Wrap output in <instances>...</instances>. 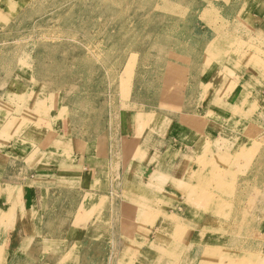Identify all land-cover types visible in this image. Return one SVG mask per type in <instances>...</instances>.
Wrapping results in <instances>:
<instances>
[{
    "label": "rangeland",
    "instance_id": "obj_1",
    "mask_svg": "<svg viewBox=\"0 0 264 264\" xmlns=\"http://www.w3.org/2000/svg\"><path fill=\"white\" fill-rule=\"evenodd\" d=\"M64 1L0 0V150H9L11 144L10 156L32 149L35 153V141L47 136L42 154L53 155V144L67 156H76L95 136L119 134L126 116L138 111L133 121L139 120L141 129L153 121L164 128L184 124L199 132L201 140L189 138L195 146L178 148L168 165L161 166L160 177H147L161 184L175 173L168 181L181 194L168 190L163 198L147 192L144 200H137V186L128 187L122 212L127 215L129 208L130 215L139 216L154 204L152 214H164L159 235L165 238L153 245V264H264V252L257 246L264 247V93L251 92V84L264 79V24L251 26V13L264 15V0H178L170 16L138 0L131 7L122 0H101L90 16L85 10H56L54 6ZM155 2L171 5L173 0ZM106 7L113 8L108 20ZM154 13L159 18L152 19ZM96 15L101 20L93 26L90 21ZM166 22L170 28L165 29ZM153 29L159 32L153 35L158 37L154 44L170 50L172 57L163 60L151 52L153 60L147 63L143 56L148 51L140 52L138 46L142 42L148 48L146 34ZM21 37L30 43L17 48L13 42ZM219 40H225L221 49ZM43 48L50 51L45 54ZM197 49L200 58L194 54ZM76 57L91 73L78 67ZM232 70L239 73L229 77L225 89L219 76ZM218 112L224 116V129L205 130L207 118L214 120ZM62 126L63 136L56 134ZM167 183L159 190L168 189ZM62 196L54 194L52 205L45 207L46 226L58 213L62 221L71 216ZM20 197L0 190V260L9 258L5 246L15 244L13 239L4 242L8 228L22 233L13 215ZM37 213L36 231L28 220L32 234L41 233L43 219ZM130 215L122 219L129 237L135 225L125 223L132 220ZM29 239L28 251L10 256H19L13 264H55V254L43 253L42 239L40 245L35 244L39 239ZM212 241L218 245L206 247ZM75 245L60 261L91 264L89 252L79 254ZM98 258L106 263V255Z\"/></svg>",
    "mask_w": 264,
    "mask_h": 264
},
{
    "label": "crops",
    "instance_id": "obj_2",
    "mask_svg": "<svg viewBox=\"0 0 264 264\" xmlns=\"http://www.w3.org/2000/svg\"><path fill=\"white\" fill-rule=\"evenodd\" d=\"M254 7L256 8V5ZM254 7L251 6V11ZM251 16V26L257 27L264 24V15L251 13ZM238 73L239 71H234V74ZM133 79L138 81V77L134 76ZM208 82H211L210 76L207 77ZM251 92L264 93V79L258 84H251ZM136 101L139 102L137 97ZM139 104L143 105V102L140 101ZM138 112H133L129 118L126 113V125L119 134L108 133L104 136L101 134L95 136L82 145L76 156L72 153L71 156H67L62 152L64 150L61 147L56 148L53 144H48L49 148H53L55 152L52 156L42 154L41 151L46 146L45 144L42 147V143L46 141L47 136L35 141L37 143L35 148L38 149L35 153L32 149L23 156L15 152L10 156L11 144L8 146L9 150H0L3 152L0 163V190L3 189L4 194L14 192L21 196L13 215L17 221H20L22 233L13 234L8 228L4 242L6 244V241L13 239L15 244H11L9 248L5 246L3 253L6 257L20 250L28 251L30 246L26 240L37 238L44 241L41 244L44 254H55V264H75L72 260L71 262L60 261L61 256L69 252L66 250L76 246L75 244L78 245L79 254H82L84 250L89 252L91 264L102 263L101 258H98L100 255H106L104 264H128L129 260L133 263V258L137 259L133 264H153L157 255L153 245L161 243V238L165 236L159 235L164 214L160 212L158 216L152 214L154 204H150L151 208L148 212H140L139 218L133 216L135 225H132L133 235L129 237L122 220L128 217L122 212L123 199L125 200L123 193L128 191V187L139 186L145 187L151 194H161L163 198H165L163 195L165 192L168 193V190L173 189L180 195L181 193L172 185V180H167L168 189L160 191L153 185H159V183H151L154 181L150 182L147 177L149 175L154 178L155 175L160 177L163 170L161 166L168 165L171 153L177 152L178 148L193 145L188 142L189 138H194L196 142L201 139L199 132L186 129L184 124L177 125L176 122L174 127L170 125L164 128L162 124L156 125L153 121L141 129L143 125L139 124L140 121H133ZM203 126L205 130L211 132L225 127L224 120L219 117H214V120L207 118ZM152 128L153 131H151ZM64 130L66 129L62 126L61 129H56V134L63 136ZM49 136L54 141L52 135ZM25 140L24 144L28 143V139ZM32 142L29 141V144ZM144 142L147 146L143 145ZM14 171H18L17 177L13 176ZM175 176V173H172L167 175V179ZM180 176L184 178L182 173ZM60 193L63 194L61 200L64 206L70 209L71 216L62 221L58 213L57 221L51 222V226H46L45 224L48 223L46 208L54 202V194L58 197ZM35 213L43 219L40 234H32L27 226L28 220ZM128 222V220L125 221V223ZM51 246L54 247L53 252L49 250ZM87 262L85 260L82 263L87 264Z\"/></svg>",
    "mask_w": 264,
    "mask_h": 264
},
{
    "label": "bare ground",
    "instance_id": "obj_3",
    "mask_svg": "<svg viewBox=\"0 0 264 264\" xmlns=\"http://www.w3.org/2000/svg\"><path fill=\"white\" fill-rule=\"evenodd\" d=\"M135 0H122V5H124V6H128V7H131V4L134 2ZM138 1H140L141 3H143V4H145V5H148V7L152 10V11H157V10H162V12H163V15H168V16H170L169 15V10L170 9H174L175 7H177L178 6V0H173V2L171 3V5L169 4H167V3H165V4H163V5H167V6H163V5H159L158 3H156L155 2V0H138ZM101 2V0H65L62 4H60L59 6H57V4L54 6L55 8H56V10H61V9H71V10H76V11H81V10H85L86 11V13L90 16L92 13V11L94 10V8H95V10H96V4H99ZM163 8V9H162ZM113 11V8L112 7H106L105 8V13H104V19L105 20H108V19H110V17H111V15H109L111 12ZM72 13V12H71ZM70 14V13H69ZM155 18H159L157 15H155V13H154V15H152V19H155ZM170 19V18H169ZM100 20L101 19H98V17H97V15L95 16V17H93L92 18V20L90 21V23L93 25V26H97V24L100 22ZM144 22H146V23H148V22H150V18L149 17H147V18H145L144 19ZM170 23V22H169ZM168 22H166L165 24H164V27H165V29H167V28H170V26H171V24H169ZM166 25V26H165ZM158 34H159V32L156 30V29H153V30H151V31H149L147 34H146V37L149 39V46H148V48L146 49L144 46L145 45H143L142 44V42L139 44V46H138V50L141 52H146V51H148V53H145V55L143 56V60L145 61V62H147V63H150L152 60H153V56L151 55V52L153 53V54H157V56H159V57H161L163 60H168V59H170L171 57H172V52L170 51V50H168L167 48H160V47H158L157 45H155L154 44V40L155 39H158V37H156L155 39H152L153 38V35H157L158 36ZM35 39H37V38H35ZM223 41H225V40H223ZM222 40H219V43H218V46H219V48L221 49V47H223L224 46V42H223ZM14 45L16 44L17 46H15V47H17L18 48V45H27V44H29L30 42L29 41H27V40H25V39H23L22 37L21 38H17L14 42ZM130 47H131V45L129 44V45H127V49H130ZM42 49V48H41ZM52 49V48H51ZM46 50H48V51H50L48 48H43V52L45 51L46 52ZM54 50V49H53ZM52 51V50H51ZM44 52V53H45ZM46 54V53H45ZM195 55H197L199 58H200V56H201V49H197V50H195V53H194ZM206 56H207V54H206ZM52 57V56H51ZM78 57V56H77ZM77 57L75 58L76 60H77V65H78V67L81 69H83L84 71H86L87 73H91V69L89 68V67H86V66H84L83 65V63L79 60V59H77ZM53 58V57H52ZM82 60V59H81ZM205 61H206V58L204 59ZM84 61V60H83ZM114 63H116V62H114ZM152 67H153V65H151ZM247 66V69L248 70H250L251 69V66H248V65H246ZM55 67H56V64H55ZM78 68V69H79ZM240 69H243L242 67L240 68ZM153 71H154V69H152ZM82 71V70H81ZM258 72H260L261 73V70H259L258 69ZM246 74H248V73H246ZM233 75H234V72H233V70L232 71H230L229 73H222L221 74V76H219L220 77V81H222V83L224 84V86H225V89L228 87V85L226 86V84H231L229 81V77H233ZM223 93L225 94V92H222V89H221V91H220V94H222L223 95ZM238 115V114H237ZM244 116H247V114H243ZM208 116V115H207ZM213 117L215 116V118L216 117H219V118H221V119H223V114H221V112H218V113H215V114H213L212 115ZM233 117V116H232ZM261 140H263L262 138H260ZM17 140H15L14 142H16ZM49 155H51V154H49ZM52 156V155H51ZM65 160V159H64ZM0 163H1V161H0ZM67 170V169H66ZM167 180H169V179H163L162 180V182H161V187H163L164 186V183H166L167 182ZM153 185H155L154 187H155V189L156 190H159V188L161 189V187H160V184L159 185H156V184H153ZM152 188V187H151ZM137 189V191H136V193H135V199H137V200H140V198L142 199V200H144V197H145V194H147V191H146V189H145V187L143 188V187H137L136 188ZM149 189V188H148ZM154 189V188H153ZM163 189V188H162ZM144 190H145V193L143 194V192H144ZM133 211V210H132ZM130 215V209L128 208V210H127V215ZM131 217H132V220H130L129 219V223H133L134 222V220H133V216L132 215H130ZM136 218H139V216L138 215H136V212H135V215H134ZM41 218V217H40ZM37 217L35 218V217H32L31 219H30V221L32 222V224L34 225V230L33 231H36V226H35V224H36V221H37ZM136 222V221H135ZM131 226V225H130ZM127 229H128V227H127ZM193 235H195V234H193ZM28 244L30 243V239L28 238L27 239V241H26ZM42 241L41 240H36V242H35V244L36 245H40V243H41ZM218 245V242L217 241H212V242H210V244H207L206 245V247H211V248H213V247H215V246H217ZM258 247H261L262 248V252H264V247H262L263 246V244L260 246V245H257ZM262 259L264 260V253L262 254ZM5 257V256H4ZM19 256H15V257H12V258H3V259H1L0 260V264H13V261L14 260H16L17 258H18ZM159 257V256H158ZM156 262V261H155Z\"/></svg>",
    "mask_w": 264,
    "mask_h": 264
}]
</instances>
